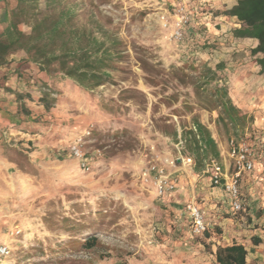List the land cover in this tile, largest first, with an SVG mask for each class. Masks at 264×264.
Returning a JSON list of instances; mask_svg holds the SVG:
<instances>
[{"label": "rangeland", "instance_id": "rangeland-1", "mask_svg": "<svg viewBox=\"0 0 264 264\" xmlns=\"http://www.w3.org/2000/svg\"><path fill=\"white\" fill-rule=\"evenodd\" d=\"M65 2L74 6L77 26L108 30L119 55L109 82L89 93L67 89L49 112L32 106L43 132L13 126L0 130V245L10 250L0 264H134L141 260L142 242L148 250L154 245L145 219L151 209L141 206L137 196L144 193L148 198L141 170L151 162L161 164L159 159L166 156L192 158L176 144L198 119L213 135L221 153L217 160L226 164L229 175L238 170L229 156L231 145L248 148L252 168L239 170L241 184L253 164L264 162V130L251 124L239 130L218 121L219 109L208 96L222 81L204 83V65L223 61L221 55L229 51L222 47L231 45L216 40L208 45L204 35L169 38L170 31L159 20L160 13L169 10L168 1ZM231 2L225 0L211 11L220 13ZM204 12L198 11L207 16ZM191 14L194 19L196 14ZM20 27L29 31L26 25ZM85 129L89 135L83 134ZM64 135L66 139H57ZM80 137L87 170L70 150ZM184 210L192 235L185 205ZM245 213L242 205L236 215ZM94 239L90 247L84 245Z\"/></svg>", "mask_w": 264, "mask_h": 264}, {"label": "crops", "instance_id": "crops-1", "mask_svg": "<svg viewBox=\"0 0 264 264\" xmlns=\"http://www.w3.org/2000/svg\"><path fill=\"white\" fill-rule=\"evenodd\" d=\"M165 1L170 5L169 10L165 9L168 13L183 4L196 14L184 28L185 35L200 36L204 33L202 39L216 40L219 44L229 41L231 47H222V51L229 53L221 56L229 66L226 79L230 98L243 113L253 117L252 128L264 130V71H260L256 61L264 55L251 53L257 41L253 38L232 36V29L239 26L236 19L221 12L211 11L214 7H221L225 0H203L202 3V0ZM236 1L232 0L226 9ZM199 10L205 11L207 16H202L198 13ZM23 57V53L12 55L9 66L0 68V130L11 126L18 130L17 126L21 120L35 117L32 106L41 105L36 101L24 99L25 106L30 110L28 116L24 115L18 112L14 93L4 89H26L32 96L38 94L35 85L27 84L33 81L31 78L38 76L37 68L27 63ZM14 67L17 72H13ZM41 107L44 108L42 105ZM210 135L214 139L213 135ZM59 138L66 139L65 135L57 139ZM193 167L186 166L177 159L176 167L169 169L176 181L172 192L156 197L151 185L145 184L143 191L148 198H144L143 192L137 195L141 206L146 205L151 209L150 214L145 213L148 215L145 219L152 229L150 234L154 245L152 250H148L142 242L141 260L134 264H218L215 259L217 246H226L233 242L244 244L247 250L246 264H264V162L253 164L252 171L245 172L241 178L239 201L243 210H246L245 216L236 215L227 193L220 186L210 185L208 178L201 172L203 167ZM222 169L224 176H229L225 163ZM190 199H194L197 206L205 211L207 231L199 239L188 232L190 219L184 205ZM252 237H257L260 241L254 244ZM147 238L148 236H143V239Z\"/></svg>", "mask_w": 264, "mask_h": 264}, {"label": "trees", "instance_id": "trees-1", "mask_svg": "<svg viewBox=\"0 0 264 264\" xmlns=\"http://www.w3.org/2000/svg\"><path fill=\"white\" fill-rule=\"evenodd\" d=\"M221 13L234 17L239 24L232 29V36L255 39L257 45L251 53L264 55V0H237ZM21 25H26L29 31L22 30ZM195 35L189 34V37L193 40ZM204 41L210 45L209 38ZM213 45L218 43L213 42ZM116 47V39L102 26L98 25L95 30L77 26L74 6L65 0H0V68L9 66L12 55L17 53H23V59L37 68L38 76L31 78V83L27 82L35 85L37 95L32 96L26 89L4 88L14 93L18 112L24 115L30 114L24 99L36 101L49 112L58 105L67 89L78 87L89 93L109 82L112 63L119 55ZM208 59L211 60L212 56ZM256 61L263 72L264 57ZM204 66V83L222 81L221 85L210 90L208 96L211 105L219 109L218 121L244 130L253 122V117L243 113L230 98L226 79L229 66L222 60L213 67ZM16 76L19 78L18 73ZM38 118L21 120L17 127L27 133H41L45 128L38 123ZM51 130L49 128L48 132ZM179 137L183 142L182 154L191 155L196 168L203 167L209 158H219L214 139L198 119H194L192 128L182 131ZM95 241L84 245L90 247ZM259 241V238L252 237L254 244ZM246 254L244 244L233 242L217 246L215 259L218 264H246Z\"/></svg>", "mask_w": 264, "mask_h": 264}, {"label": "built area", "instance_id": "built-area-1", "mask_svg": "<svg viewBox=\"0 0 264 264\" xmlns=\"http://www.w3.org/2000/svg\"><path fill=\"white\" fill-rule=\"evenodd\" d=\"M192 12H190L185 5L181 4L173 9V12L166 11L160 13V24L164 29L169 30V38L173 40H181L184 35V28L192 21ZM171 16V21L169 20ZM90 130L85 129L84 135H89ZM81 137L71 145V154L79 161L80 167L87 170L89 161L87 156L82 151L80 146ZM232 144V141H231ZM176 146L182 148L183 142L178 137ZM248 148L244 144L231 145L229 156L234 157L238 170L229 176H224L222 165L216 158H209L203 163V172L209 175L210 182L213 186H220L224 192L227 193L232 210L238 212L242 209V204L239 201V184L238 178L241 169L251 170L252 162L248 160ZM177 159H180L186 166H194V160L188 156L179 157H162L159 159L161 164L151 162L146 168L141 170L139 174L140 182L145 185H151L156 197H162L168 192H172L176 186V181L173 178L170 170L176 167ZM190 218L191 227L190 232L194 236L203 235L207 231V223L205 221V211L195 205L192 201L185 204ZM19 231L16 230L15 233ZM10 250L6 245H0V259L6 257Z\"/></svg>", "mask_w": 264, "mask_h": 264}]
</instances>
